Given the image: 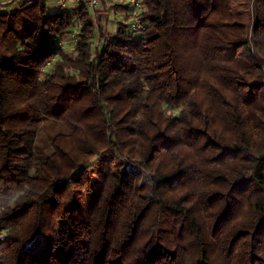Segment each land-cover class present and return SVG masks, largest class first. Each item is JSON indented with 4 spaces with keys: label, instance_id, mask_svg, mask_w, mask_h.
<instances>
[{
    "label": "trees",
    "instance_id": "16d2710c",
    "mask_svg": "<svg viewBox=\"0 0 264 264\" xmlns=\"http://www.w3.org/2000/svg\"><path fill=\"white\" fill-rule=\"evenodd\" d=\"M140 1L0 13V264H264V0Z\"/></svg>",
    "mask_w": 264,
    "mask_h": 264
},
{
    "label": "rangeland",
    "instance_id": "374dc122",
    "mask_svg": "<svg viewBox=\"0 0 264 264\" xmlns=\"http://www.w3.org/2000/svg\"><path fill=\"white\" fill-rule=\"evenodd\" d=\"M124 1L125 0H117V1L106 0V3H104L103 0H100V6L96 10H91V14L94 16L95 20L98 17L97 16L98 12L101 13L103 12L102 13L103 15L100 17L101 20L100 22L102 25L101 27L103 28V32L113 33L116 30L117 22H119V20L121 21H124L125 19L128 20L126 9L123 8L122 5H120V3ZM102 10H107V11H102ZM76 30L78 29H75L68 38L62 40L63 41L62 48L64 51L69 53H74V40L71 38V36L76 34L74 33ZM100 41H101L100 35L96 32L94 37V45L97 46L98 44H100ZM55 129H56V123L52 121L44 124L40 128L35 141V151L39 157L44 158L50 152V140L52 134L55 132Z\"/></svg>",
    "mask_w": 264,
    "mask_h": 264
},
{
    "label": "built area",
    "instance_id": "2783aa9c",
    "mask_svg": "<svg viewBox=\"0 0 264 264\" xmlns=\"http://www.w3.org/2000/svg\"><path fill=\"white\" fill-rule=\"evenodd\" d=\"M55 6L58 9V12L68 11L71 8H76L80 5H83L90 10H96L100 6V0H53ZM125 9L126 14L128 16V27L127 30L131 35L135 36L138 33H141L143 29V25L140 21L141 14V1L140 0H125ZM74 35L71 38L74 40V48L76 46V35L78 34V30H76ZM63 41L60 39L58 41V46L62 48ZM52 60V59H51ZM51 66V61H47L42 69Z\"/></svg>",
    "mask_w": 264,
    "mask_h": 264
},
{
    "label": "crops",
    "instance_id": "0c3cea01",
    "mask_svg": "<svg viewBox=\"0 0 264 264\" xmlns=\"http://www.w3.org/2000/svg\"><path fill=\"white\" fill-rule=\"evenodd\" d=\"M26 1H33V0H0V13L13 12L16 9H18L21 6V4H23ZM120 5H122V7L125 8L124 2L120 3ZM46 7H47L48 12H58V9L55 6L53 0H46Z\"/></svg>",
    "mask_w": 264,
    "mask_h": 264
}]
</instances>
